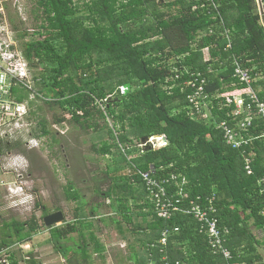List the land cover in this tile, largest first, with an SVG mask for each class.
<instances>
[{
    "label": "trees",
    "instance_id": "obj_1",
    "mask_svg": "<svg viewBox=\"0 0 264 264\" xmlns=\"http://www.w3.org/2000/svg\"><path fill=\"white\" fill-rule=\"evenodd\" d=\"M213 1L219 18L209 4L202 6V0H82L81 5L73 0H34L32 13L39 22L35 39L22 43L20 51L32 73L33 86L17 85L11 89V97L27 103V119L36 120L40 130L36 138L50 136L56 142L48 130L44 108L69 116L54 114V127L62 129L68 123L86 133L106 130L109 140L91 146L90 152L106 157L119 150L118 162L126 164L130 172L127 177L118 176L117 169L111 167L91 172L89 200L68 183L66 198L82 200L83 204L72 224L49 228L55 248L64 256L68 251L73 253L69 264H90L89 247L105 259L91 220L99 216L107 199L115 214L109 220L117 229L127 225L133 234L148 233L139 252L128 255L131 264L165 263L158 244L164 230L170 232L165 249L170 264H264L259 253L260 248L264 251V184L260 183L264 177V139L260 138L264 128L254 119L242 132L253 139L245 149L252 160L248 173L243 151L227 146L216 129L222 121L232 126L234 108L225 106L224 98L212 99L239 89L232 87L234 57L253 77L258 69L264 71V25L255 0ZM260 3L263 6L264 0ZM163 8L171 14L160 12ZM225 30L231 40L227 50ZM26 36L24 31L21 37ZM205 49L211 61H204ZM198 74L207 80L203 91L210 104L201 107L200 116L193 119L187 97L194 89L186 83ZM36 87L41 98L35 97ZM31 96L44 108L37 106L32 112ZM258 96L264 101V95ZM149 136L165 137L167 145L141 147V139ZM4 144L6 150L22 145L20 141ZM131 153L132 158L127 159ZM141 174H149L162 185L184 211L197 198L205 203L214 196L218 224L230 232L226 247L232 259L228 262L210 251L190 214L174 212L169 220L160 219ZM180 189L183 196L177 194ZM106 220L101 218L100 222ZM39 228L35 218L3 223L0 251L27 244ZM255 231L263 237L257 238ZM73 234L80 241L75 248L62 247L60 241H72ZM7 259L8 264H40L32 254L22 255L19 249L9 250Z\"/></svg>",
    "mask_w": 264,
    "mask_h": 264
},
{
    "label": "rangeland",
    "instance_id": "obj_2",
    "mask_svg": "<svg viewBox=\"0 0 264 264\" xmlns=\"http://www.w3.org/2000/svg\"><path fill=\"white\" fill-rule=\"evenodd\" d=\"M73 1L79 5L82 4V0ZM256 7L257 12L263 16L262 4L256 3ZM33 10L34 0H0V45L2 43L12 44L21 51L22 43L35 39L33 33L39 22L35 19ZM160 12L171 14L164 8ZM81 15L84 14L81 13ZM24 31L27 36L22 38L21 35ZM28 78L32 79V73ZM31 85L33 86L32 83ZM120 90L124 92V88H120ZM35 93V97L41 98L40 88L36 87ZM33 98L34 96L30 97V100L34 101L32 112H35L37 106L44 108L40 100ZM54 114L63 115L58 110L50 111L47 108L43 110V115L48 121V130L55 137V143L50 136L36 138L40 134V130L36 120L32 118L31 120H22V122H18V125H12V127H3L5 121H0V149L2 151L8 149L5 147V142L12 144L14 141H20L22 144L17 149L9 147L11 156H7L6 152L0 154L2 155L0 158V227L12 219L25 222L30 218H35L40 226L38 233L30 242L22 244V248L13 245L8 250L19 249L22 255L30 253L40 264H69L67 260L73 256V253L68 251L64 256L55 248V242L50 237V228L42 226L43 219L56 212H61L64 219L54 226L55 228H64L66 224L73 223L76 210L82 206L83 202L82 200L72 202L66 198L65 191L68 183L74 184L80 196L89 200L88 198L92 197V194L88 192L92 183L90 182V178L93 176L91 172L104 171L106 167L117 169L120 177H127L130 172L126 164L122 161L118 162L119 150L112 156L106 157L90 152L91 146H97L109 140L106 130L98 133L92 131L86 133L81 131L78 126L68 123H65L62 129L60 126L54 127L52 123ZM63 116L66 119L69 118L68 115ZM99 124L103 125V122L99 121ZM29 140L31 143H29V147H26L25 143ZM133 144L138 150V143L134 142ZM161 146L158 143L155 145V149ZM14 154L24 158L26 163L24 172L21 171V165L24 162L19 158H14ZM133 154L126 155V158H132ZM107 204L105 201V205ZM85 210H87L86 207ZM104 211H109V209ZM103 213L101 211L99 216L91 222L94 224V236L104 246L105 259H101L89 247L87 248V262L90 264H131L124 258L128 250L124 248V245L119 244L121 234L112 225L104 229L105 222H100L104 217L100 214ZM254 234L259 239L263 237L260 231H255ZM71 237L72 241H60L62 247L75 248L74 244L80 242L79 237L77 234H73ZM259 253L264 260V251L261 248ZM77 259L82 261L79 256Z\"/></svg>",
    "mask_w": 264,
    "mask_h": 264
},
{
    "label": "built area",
    "instance_id": "obj_3",
    "mask_svg": "<svg viewBox=\"0 0 264 264\" xmlns=\"http://www.w3.org/2000/svg\"><path fill=\"white\" fill-rule=\"evenodd\" d=\"M202 1V6L209 4L210 8L216 12L217 17H220L218 5L213 0ZM255 1L259 5L260 0ZM260 16L262 24L264 25V14L263 16L260 14ZM223 37L226 50L230 49L231 40L228 30L224 31ZM0 56V121H5L3 122V127H12V125H18V122L27 119L29 108L26 102L18 103L11 97V89L17 85H23L30 89L31 79L28 78V76H30V71L20 51L14 45L2 43L0 45ZM203 57L204 61H211L208 49L203 50ZM232 67V78L235 80L232 86H237L239 89H236V91L231 94L216 95L212 99L224 98L225 106H233L234 109L231 113L233 124L231 126L226 121L218 122L216 124V129L222 132L223 140L227 146L234 150L243 151L244 170L250 173L252 160L247 156V153H245V149L253 139L244 137L242 132L247 131L248 128L252 126L254 119L259 120L264 128V101L260 100L252 88L254 77L235 57L232 59ZM206 85V78L201 77L199 74L195 79L186 83V86L194 89V93L187 97L189 104L188 112L193 119L200 116L201 107L203 108V106L210 104V97L208 100V95L204 94L203 91ZM203 101L206 103L202 104L201 102ZM260 138L264 139V131ZM149 142L152 148H155V145L159 143V139H150ZM144 146L145 144L141 145V147ZM141 176L155 200L157 215L160 219L169 220L174 212L190 214L198 223L199 232L205 235L210 251L214 255L222 256V258L228 262L232 259L231 252L226 247L227 237L230 232L227 228H221L218 224L214 196L206 199L205 203H200V198H197V200L190 203V208L184 211L172 202L171 198L166 194L164 187L153 181L149 177V174H141ZM172 180H176L174 176ZM260 183L264 184V177L261 179ZM182 184H184V182H182ZM177 194L183 196L181 189ZM185 196L186 195H184V197ZM173 231L177 232L178 229L175 228ZM169 235L170 232L164 230L158 242L160 251L164 254L162 258V261L165 262L164 264H170L165 256ZM18 247L22 248L23 246L20 245ZM8 251V249L0 251V264H8ZM176 264L179 263L176 262Z\"/></svg>",
    "mask_w": 264,
    "mask_h": 264
},
{
    "label": "crops",
    "instance_id": "obj_4",
    "mask_svg": "<svg viewBox=\"0 0 264 264\" xmlns=\"http://www.w3.org/2000/svg\"><path fill=\"white\" fill-rule=\"evenodd\" d=\"M259 16H260V14H259ZM253 68L255 69V68H259V67L254 66ZM232 87H234V86H232ZM252 88H253L254 92L257 94V96L258 95H264V71L258 69V72L254 74V83L252 85ZM235 91H236V89H234V91H232V92H227V93L231 94V93H234ZM8 151L9 150H4L3 152H6L7 156H11L10 151L9 152ZM16 156H21V155L16 154L14 156V158H16ZM8 158H10V157H8ZM106 201L108 204L106 206H104L105 208H103L101 210L104 212L103 214H105V215H103L104 217H102V218H107V220L103 224L104 229H107L109 227V225H112L113 227L116 228L117 232L119 234H121V236L119 235L120 236V241H119L120 243L119 244L124 245L125 246L124 248H126L128 250V253L125 255L124 258L126 259L127 262H129L128 261V255L131 253H134V251L137 253L139 252V247L141 246V241H144L146 239V236H148V233L145 234V233L141 232L140 234H133L130 230L131 226H127V225H122L121 229H119V228L117 229L115 224H113L109 220V216H113L115 214L111 213L110 209L108 208L109 205L111 206L110 201L108 199ZM106 209H109V211H104ZM107 213H109V214H107ZM121 230H122V233H121ZM103 248H104V246H103Z\"/></svg>",
    "mask_w": 264,
    "mask_h": 264
},
{
    "label": "water",
    "instance_id": "obj_5",
    "mask_svg": "<svg viewBox=\"0 0 264 264\" xmlns=\"http://www.w3.org/2000/svg\"><path fill=\"white\" fill-rule=\"evenodd\" d=\"M159 3H163V0H159ZM150 139H159V143L162 146H166L167 145V140L165 139V137L162 136H149V137H145L143 139H141V144L145 146L146 148H152L151 144H150ZM64 217L62 215L61 212H56L52 215H49L47 217H45L43 219V224L46 228L49 227H54L57 224L61 223L63 221Z\"/></svg>",
    "mask_w": 264,
    "mask_h": 264
},
{
    "label": "clouds",
    "instance_id": "obj_6",
    "mask_svg": "<svg viewBox=\"0 0 264 264\" xmlns=\"http://www.w3.org/2000/svg\"><path fill=\"white\" fill-rule=\"evenodd\" d=\"M16 158H19V159H21L23 162L25 161L24 160V158L22 157V156H16ZM26 163L24 162V164L23 165H25ZM23 165H21V171H23L24 172V169H26V165L25 166H23Z\"/></svg>",
    "mask_w": 264,
    "mask_h": 264
},
{
    "label": "flooded vegetation",
    "instance_id": "obj_7",
    "mask_svg": "<svg viewBox=\"0 0 264 264\" xmlns=\"http://www.w3.org/2000/svg\"><path fill=\"white\" fill-rule=\"evenodd\" d=\"M35 140V139H34ZM7 143V145L9 144L10 145V143L9 142H6ZM24 143V142H23ZM29 143H31V140H29L28 142H26L25 143V146L26 147H29ZM14 149H17L16 147H14ZM2 157V155H0V158Z\"/></svg>",
    "mask_w": 264,
    "mask_h": 264
}]
</instances>
